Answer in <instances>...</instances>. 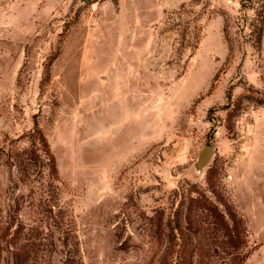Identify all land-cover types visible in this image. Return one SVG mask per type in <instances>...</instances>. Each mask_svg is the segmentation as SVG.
Listing matches in <instances>:
<instances>
[{
	"label": "rangeland",
	"instance_id": "374dc122",
	"mask_svg": "<svg viewBox=\"0 0 264 264\" xmlns=\"http://www.w3.org/2000/svg\"><path fill=\"white\" fill-rule=\"evenodd\" d=\"M81 1L0 0V264L19 220L31 264H264V0Z\"/></svg>",
	"mask_w": 264,
	"mask_h": 264
},
{
	"label": "trees",
	"instance_id": "16d2710c",
	"mask_svg": "<svg viewBox=\"0 0 264 264\" xmlns=\"http://www.w3.org/2000/svg\"><path fill=\"white\" fill-rule=\"evenodd\" d=\"M258 103L264 104L263 99H258ZM212 132H215L214 129H212ZM28 139V145L26 148H24V152H20L17 150L14 153V160L13 164L15 166H19L20 168L24 169V173L28 172L30 169L29 166H36V164H40L43 168L41 169V172H45V176L47 179L45 181H42L43 184L47 187V198H46V209L45 211L47 214H49V218H51L53 221L52 226L55 227L57 221L55 218L57 216V211L55 210L57 207H59L58 200L56 198L57 196V186L56 181L59 179V173L56 163V158L51 151L50 145L47 141V138L43 134V132L40 129H34L32 132L28 133L26 135ZM25 154L26 158L23 157ZM32 162L34 164H32ZM30 179V176H29ZM193 201H198L203 204V206L207 207L212 214L216 212V207L212 205V203L209 202V200L205 197V195H201L200 198L192 199ZM60 209V208H59ZM21 208L18 210L20 211ZM61 217V216H60ZM49 220H47V224ZM36 223V221H35ZM63 225V222H61ZM62 225L59 226V229L62 230ZM224 227V226H223ZM40 228H42V225L34 226V224H26L23 223L22 220H19L18 227L12 232V246L10 249L11 258H12V264H31L30 260L37 261L39 257V248L37 246L36 249V240L39 235L38 233L34 235L35 230H37L40 234ZM49 229V226H48ZM45 230V229H43ZM36 231V232H37ZM5 232H8L5 231ZM43 233V232H42ZM19 240L23 241L24 243L19 244ZM26 241V243H25ZM230 241H233V238L230 237ZM9 243V241L7 240ZM6 242V243H7ZM3 247L0 244V260L2 255Z\"/></svg>",
	"mask_w": 264,
	"mask_h": 264
},
{
	"label": "water",
	"instance_id": "95a60500",
	"mask_svg": "<svg viewBox=\"0 0 264 264\" xmlns=\"http://www.w3.org/2000/svg\"><path fill=\"white\" fill-rule=\"evenodd\" d=\"M94 0H82V3H90ZM215 154V149L212 145H206L200 151L196 162L193 165L194 171L198 176H201L204 170L209 166L212 161V158Z\"/></svg>",
	"mask_w": 264,
	"mask_h": 264
}]
</instances>
